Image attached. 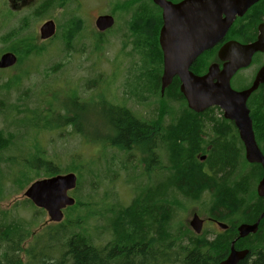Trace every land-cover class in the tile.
<instances>
[{"label": "rangeland", "instance_id": "1", "mask_svg": "<svg viewBox=\"0 0 264 264\" xmlns=\"http://www.w3.org/2000/svg\"><path fill=\"white\" fill-rule=\"evenodd\" d=\"M130 1L76 0V3L72 4L64 0H29L24 1L22 9L13 12L11 7L13 5L5 0V8L9 11L5 18L8 19L9 24L0 30V35H4L0 37V56L11 52L17 54L19 58L17 68L15 65L12 68L0 70V130L4 133H14L16 137L13 146L0 153V212H7L4 216L0 215V223L10 216V220L15 219L24 222L25 225H30L31 233L35 232V235L43 228L64 225L65 229L68 227L74 234H84L86 241H89V246L103 249L105 252L114 250L116 256H113L114 260H111V264H117L118 260L126 264H131L136 260L133 264L139 262V259L128 255L130 245L126 246L127 244L122 240L116 243L117 231L116 229L113 231L111 222L115 219L119 220L118 218L127 211L126 205L129 206L133 198L138 196L140 201L144 198L151 201V199L164 195L163 192H167L163 185L166 172L162 170V166L165 165V170H167L169 164L164 158L161 165L149 167L148 171V166L141 161L146 157L139 151L131 150L129 153H124L112 148L110 140L114 137L100 119L103 120L105 117L106 122L109 123L114 116L105 114L103 117L99 104L106 101L112 106L125 105L127 109L130 108L131 112L135 113L138 119H146L145 122L152 126L153 124L154 126L164 125L167 122L165 115L163 119L160 118L163 110L172 116L180 110V105L165 100L164 96L161 98L159 93H156L154 98H137L135 93L131 92V76L140 73L141 54L143 60L146 61V52L151 57L153 49L157 51L156 47L159 48L161 13L152 4L151 6L156 10L154 9V12L143 10L141 16L144 17L141 19V24L137 26L134 24L137 22H130L132 13L127 10ZM45 4H54V9L52 8L53 10L48 15L36 20L34 26L35 41L45 51L34 58L23 56V48L17 44L15 38L7 34L18 27L20 22L33 10ZM102 13L111 14L115 20L112 29L105 33H99L94 26L96 18ZM3 14L4 11L0 9V22ZM48 20H53L55 23L56 33L51 38L52 41H40L39 28ZM143 22L148 28L146 31L149 35L143 39L137 37L139 42L137 46L135 35L137 30L144 28ZM250 23L252 22L246 20L236 25L229 31L226 40L240 41L236 37H245L247 26ZM256 26L257 23H254L253 27L256 28ZM152 32L154 33L153 42ZM248 35L251 38L255 33L250 32ZM55 37L56 40L53 41ZM258 61L262 65L264 55L260 56L255 64L236 73L234 79L231 80L234 89L243 90L250 85L260 66L257 64ZM148 63L150 64L149 69L152 70L153 61L150 59ZM205 64L207 67L209 62ZM202 66L203 64L200 63V68ZM25 68L32 72L29 74ZM193 71L199 73L195 69ZM20 75L24 78L22 81H20ZM67 101L76 102L74 111L71 113L69 108H65ZM246 105L248 106V100ZM2 106H6L7 109L17 107V111L12 110L14 118L11 114L3 112ZM56 113L59 116H69L73 119V124L70 125L65 120L57 119L56 123L60 124V129H49L53 122H46L48 118L44 116L55 119L58 117ZM15 117L23 120L26 118L27 124L24 122L25 126L12 125ZM214 117L220 118L218 113ZM27 118L30 119L27 120ZM202 137L203 133L200 134V138ZM106 139L107 143H104L101 148V140ZM35 142L37 146L38 144L42 146L39 149L41 152L42 148L45 149L46 153L42 152V154L53 162L59 174L74 173L77 177L76 188L70 191L69 195L80 206L71 214L68 208L64 209V217L60 223L48 222L45 211H42V214L34 212V209L38 208L29 200L26 201L22 195L27 187L23 191L11 194L18 190L14 182L21 168L19 165L14 166L12 159L28 154V147L32 154L36 153ZM170 144L174 145L178 142L171 141ZM132 149L137 150L135 147ZM204 160L198 155L194 158L203 174H211ZM42 177L43 175L37 179H42ZM246 191L247 194H240V197L244 210L249 213L253 211L250 205L253 206L255 200L251 190L246 189ZM172 192L178 196L176 189H172ZM201 193H193V198H190L189 202L182 199L181 195L177 197L176 205L179 210L176 214L174 212L169 223L171 227L169 230L172 233L162 234L160 239L166 241L173 238L179 233H175L179 225L190 230L188 223L192 219V214L197 213L201 217H207V214L211 216L212 212L217 211L215 207L220 208L221 205L231 209L227 212L233 215H225L219 219L228 229H222L208 222L204 224L200 235L197 234V236L210 242L217 237V234L224 235L232 226L237 229L242 224V221L239 222L236 216L234 217L236 214L233 211L235 210L230 208L224 199L218 200L212 192L210 194H205V192L204 195ZM83 204L85 206L79 209ZM168 204L171 203L168 202ZM165 206L161 207L162 210L166 209L172 213L170 205ZM126 230L128 229L122 230L123 235H126ZM254 235H248L243 239ZM34 239L30 237L22 245L23 249L20 253L22 264H27L28 251L33 245H37ZM158 241L159 238L155 237L151 231L149 239L146 238L144 244V247L151 251L150 257L156 255L159 258L160 255L152 254L156 253L154 250L157 248ZM59 242L61 246L65 244L64 239ZM164 257L167 260L169 256Z\"/></svg>", "mask_w": 264, "mask_h": 264}, {"label": "trees", "instance_id": "2", "mask_svg": "<svg viewBox=\"0 0 264 264\" xmlns=\"http://www.w3.org/2000/svg\"><path fill=\"white\" fill-rule=\"evenodd\" d=\"M4 1L0 0V9L4 11L2 21L0 22V30H3L9 24L8 19L5 18V15L9 11L5 8ZM130 2L127 5V10H130L132 13L130 22H137H133L137 26L141 24V19L144 17L141 16L143 10L149 12L156 10L147 0H131ZM53 7L54 4H45L38 9L36 8L20 22L18 27L7 34L15 38L17 44L23 48V56H33L32 58H34L45 51L35 41L34 26L35 21L48 15L54 9ZM255 10L259 13L264 10V0L256 6H253L244 18H238L229 31L236 25L238 26L244 22L249 14ZM253 24L252 22L247 26L245 37L241 35H239L241 37H236L240 42L250 40L248 34L253 32ZM143 25L144 28L139 31L136 29L135 41L137 46L139 45L137 37L143 39V37L149 35L146 31L148 28L145 27V22H143ZM70 29L72 30V28ZM3 36V34L0 35V37ZM153 36L154 33L152 32V42ZM54 40H56V37ZM48 41H52V39ZM150 49L152 50V47ZM156 49L157 51L153 49L151 57L146 52V61L143 60L141 54L140 73L139 75L133 74L131 76V92L133 91L137 98H154L156 93L160 94L162 60L161 51L159 50L160 47H156ZM142 51L145 52V50ZM207 54L199 60L203 64L199 68V74L205 71V63L209 62ZM150 59L153 61L151 65L154 68L152 70L149 69L150 64L148 62ZM18 64L19 62H17L15 68L18 67ZM25 70L29 74L32 72L28 68H25ZM23 79L20 75V81ZM179 85V80L174 78L171 85L164 91L165 100H170L176 103V105H180V110L175 116L170 115L165 110L161 112L160 118L163 119V115H165V119L167 120L164 125L159 124L154 126L153 124L152 126V124L145 122L146 119H138L135 113H132L131 109H127L125 105L112 106L106 101L99 104L103 117L105 114L114 116L109 123L106 122L105 117L103 120L100 119L102 124L107 126V129L110 130L114 137V139L110 140L112 148H116L124 153H129L131 150L139 151L146 157V159L141 161L148 166L149 171V159L153 154L152 150L155 148L153 146L155 144L158 149L157 165H161L162 163L161 159L163 157L161 155L168 160L167 163L169 164L166 168L167 170H165V165L164 167L162 166V170L166 172L163 185L167 189V192H163L164 195L159 196L157 199H151V201L145 198L140 201L137 196L127 206V211L118 218L119 220L115 219L111 222L113 224V231L115 229L117 231V236L115 235L116 243L122 240V242L127 244L126 246L131 245L128 255H131L132 258L139 259L140 264H153L150 260V249L144 247L145 240L146 238L149 239L150 232L152 231L159 238L157 248L154 250L156 253H152L160 255L159 258L161 257V260L157 264H218L227 256L230 243L235 241L236 249L248 250L249 252L246 258L238 264H264V219L260 221L257 233L246 239L237 240L236 228L232 226L224 235L219 233L216 238L208 242L204 238L196 237L185 227H180V225L177 226L178 229L175 232L179 233L175 234L173 238L166 240L173 244L168 243L163 245L166 241L160 239L162 234L172 233L170 232L171 227L169 223L174 212L176 214L179 210L177 209L176 200L180 195L182 199L189 202L190 198H193V193L200 194L202 192L201 195H204L205 192V194L212 192L218 197V200L224 199L226 204L228 203L229 207L235 210L233 211L236 214L234 217L236 216L238 221H242V223H254L263 211L262 200L257 198L255 194V186L261 179L262 168L258 164H249L245 161L244 147L233 123L224 119L221 111L216 107L209 108L200 114H195L190 111L179 92ZM75 105L76 102L72 103L67 101L65 108H69V112L71 113L74 111ZM2 107L3 112L11 114L14 118L12 110L17 111V107H10L12 109H7L6 106ZM247 107L252 119L255 141L261 153L264 155V86L250 95ZM156 112H160V110H156ZM217 113L220 118L214 117L217 116ZM57 115L58 117L55 119L44 116L48 118L46 122H53L49 129H60V124L56 123L57 119L59 121L65 120L70 125L73 124V119L69 116ZM37 116H40V114H37ZM29 119L27 118V120ZM24 122H26V118L23 120L15 117L12 125L22 124L25 126ZM99 123L101 122L99 121ZM201 133H203L202 138H200ZM15 141L16 137L14 133H4L0 130V153L13 146ZM107 141V139L101 140V148ZM171 141L178 142V144L172 145L170 144ZM36 146L37 142L34 144V147ZM40 147L42 146L38 144L36 153L34 154H32V151L28 147V154L25 151V156L20 155L19 157L21 158L14 157L12 159V164L14 166L19 165L21 168L14 182L18 190L11 194L23 191L30 183L42 175V178H47L59 174V170L56 166L54 167L53 162L49 161L42 154V152L46 153L45 149L42 148L41 152L39 150ZM132 147H135L137 150L132 149ZM175 147L178 148L176 149ZM196 155L200 156V158L204 157V162L207 168L211 170V174H203L199 165L194 161ZM7 161L9 162V159ZM172 189L178 191V196L174 195ZM246 189L251 190L255 200V204L253 206L250 205L253 211L249 213L244 210V204H242L243 201L240 197V194H247ZM168 202L171 204H168ZM166 204L170 205L172 213L166 209L162 210L161 207H166ZM78 206L80 205L75 201L73 206L66 209L71 214ZM84 206L83 204L79 209ZM215 208H217L216 213L212 212L211 215L217 220L222 219V216L225 217V215L233 216L228 214L227 210L229 208L224 205H221L220 208ZM34 212L37 214L40 212L42 214V211L39 209H34ZM6 214V211L0 212L2 216ZM66 216L69 215L66 214ZM125 229L128 230H126L127 233L125 232L126 235H123L122 230ZM31 231L30 225H25L24 222L15 219L10 220V216L0 223V264H22L20 257L23 249L22 245L30 237L35 238L34 242L37 245H33L31 250L28 251L27 264H111V260H114L113 256H116L114 250L105 252L103 249L89 246V241H86L84 234H74L68 227L65 229L64 225L43 228L36 235L34 234L35 232L31 233ZM129 233H131L130 236H128ZM63 239L65 240V244L61 246L59 241ZM134 242H140V245H132ZM164 256L172 257L173 260H165ZM136 261L131 262V264ZM117 264L126 263L118 260Z\"/></svg>", "mask_w": 264, "mask_h": 264}, {"label": "water", "instance_id": "3", "mask_svg": "<svg viewBox=\"0 0 264 264\" xmlns=\"http://www.w3.org/2000/svg\"><path fill=\"white\" fill-rule=\"evenodd\" d=\"M258 1L184 0L172 4L168 0H153L162 10L158 39L163 59L160 95H164L173 78L177 77L187 108L196 114L211 107L219 108L224 119L233 122L238 132L245 161L262 168V178L256 185V192L262 199L263 211L254 223H242L237 227V239L256 234L260 220L264 218V156L255 141L252 119L246 105L249 96L264 83V65L258 69L252 84L246 89L234 90L230 81L239 70L251 64L256 52L264 53V24L258 26L254 42L241 44L228 41L222 44L217 52L218 59L223 62L222 69L217 64H211L207 72L199 76L189 68L199 55L220 43L236 18L242 17ZM113 25L114 18L110 15L98 16L94 22L100 33ZM55 33V23L48 20L39 28V40L46 41ZM16 62V55L6 52L0 56V70L11 68ZM76 184L77 177L72 173L55 175L33 181L22 195L36 208L46 212L48 222L60 223L63 210L75 204L69 192L76 188ZM189 223L195 234L201 233L202 220L194 215ZM217 225L226 228L222 223ZM248 253V250L236 249L235 241H232L227 256L218 264H238Z\"/></svg>", "mask_w": 264, "mask_h": 264}, {"label": "flooded vegetation", "instance_id": "4", "mask_svg": "<svg viewBox=\"0 0 264 264\" xmlns=\"http://www.w3.org/2000/svg\"><path fill=\"white\" fill-rule=\"evenodd\" d=\"M24 1H29V0H7V2H8V4H10V5H13V6H11L12 7V9H13V12H15V10H20V9H22L23 7H24V4H25V2ZM65 2H71L72 4H75L76 3V0H64ZM150 4H153V6L154 7H156V9H158L159 11H160V13H161V25H162V10L156 5V4H154V2H153V0H147ZM182 1H184V0H168V2H170V3H172V4H178V3H180V2H182ZM262 0H260V1H258L257 3H255L253 6H256L258 3H260ZM253 6H251L247 11H246V13L242 16V17H238V18H244L245 16H246V14H247V12L253 7ZM74 11H76V9L74 10ZM130 11V10H129ZM101 15H110V16H112L111 14H104V13H102ZM113 17V16H112ZM114 18V17H113ZM238 18H236V20L238 19ZM235 20V21H236ZM246 20H249L250 22H253V23H257V26H256V28L255 27H253V32L255 33V35L253 36V37H251V38H249L250 40H248V41H245V42H240V41H237V40H226V37H227V35H226V37H224V39L220 42V43H218L216 46H214L213 48H211V49H209V50H207V51H205V52H203L201 55H199L197 58H196V60L191 64V66H190V68H189V70L191 71V72H193L192 70L193 69H195V70H197V72L199 71V68H200V58L202 57V56H204L206 53H208L207 54V56H208V59H209V64L207 65V67H206V69H205V71L203 72V73H201V74H199V73H194L195 75H199V76H201V75H204L206 72H207V70H208V67L211 65V64H217L218 65V67H219V69H222V66H223V62L222 61H220L219 59H218V57H217V52H218V50H219V48L222 46V44H224L225 42H228V41H236V42H239V43H241V44H247V43H251V42H254L255 40H256V38H257V35H258V26L260 25V24H264V10H262L260 13L259 12H257V10H255L254 12H252L251 13V15H249L244 21H246ZM114 24H115V20H114ZM114 26V25H113ZM112 26V27H113ZM112 27L110 28V29H108V30H106L105 32H107V31H110L111 29H112ZM105 32H102V33H105ZM215 49V51H213ZM264 55V53H260V52H256L253 56H252V60H251V62H252V64L254 63H256V61H257V59L260 57V56H263ZM251 64V65H252ZM258 65H260V66H258V68H257V70H256V73H257V71H258V69L260 68V67H262L263 65H264V63L261 65V63H259V61H258V63H257ZM240 71V70H239ZM256 73H255V75H256ZM236 75V74H235ZM255 75H254V78H255ZM175 78H177V77H175ZM254 78H253V80H254ZM174 79V78H173ZM178 79V78H177ZM253 80H252V82H253ZM252 82L250 83V85L252 84ZM180 84V83H179ZM249 85V86H250ZM262 86H264V84H261L257 89H259V88H261ZM154 132H155V130H153ZM154 132H153V135H154ZM155 146V145H154ZM155 151H156V146H155V149L153 150V154L151 155V159H150V167L152 168V167H154V166H157V164H158V161H157V159H156V155H155ZM202 158H204V157H202ZM203 160V159H202ZM156 168V167H155ZM133 200H134V198H133ZM132 200V201H133ZM132 201H131V203H132ZM130 203V204H131ZM126 206H128V205H126ZM194 215H196L200 220H202V227L204 226V224L205 223H211L212 225H215V226H217V227H219L218 225H217V223H221L220 221H218L215 217H213L212 215L211 216H209L208 214H207V217H201V216H198L197 215V213H194V214H192V217L194 216ZM191 220V219H190ZM190 220H189V222H190ZM188 225H189V228H190V233H192L193 235H195L196 237H199V236H197V234H195L194 233V231H193V229L190 227V223H188ZM222 229H228V227L226 226V228H222ZM201 230H202V228H201ZM198 235H200V234H198ZM156 237V236H155ZM173 244L172 242H167V243H165V244ZM165 244H163V245H165ZM132 245H134V246H138V245H140V242H134V243H132ZM131 246V245H130ZM158 256H156V255H153V256H151L150 257V260L153 262V264H157V261H158ZM167 260L169 261H171V260H173L172 259V257H167ZM137 264H140V261L137 263Z\"/></svg>", "mask_w": 264, "mask_h": 264}, {"label": "bare ground", "instance_id": "5", "mask_svg": "<svg viewBox=\"0 0 264 264\" xmlns=\"http://www.w3.org/2000/svg\"><path fill=\"white\" fill-rule=\"evenodd\" d=\"M99 16H101V15H99ZM16 55V54H15ZM16 57H17V62H18V56L16 55ZM17 62H16V64H17ZM235 75H233V77H234ZM232 77V78H233ZM232 78H231V80H232ZM234 79V78H233ZM264 84V83H263ZM179 92H180V85H179ZM180 94L182 95V93L180 92ZM182 97H183V99H184V101H185V98H184V96L182 95ZM185 103H186V101H185ZM191 111V110H190ZM193 112V111H192ZM194 113V112H193ZM196 114V113H195ZM110 131V130H109ZM157 148V147H156ZM155 149V148H154ZM153 151V150H152ZM158 149L155 151V155H156V159H157V161H158ZM154 153V152H153ZM163 158L161 159V161H163L164 160V156L163 155H161ZM264 156V155H263ZM150 159H151V156H150ZM150 159H149V161H150ZM254 164H256V163H254ZM72 174H74V173H72ZM75 175V174H74ZM76 176V175H75ZM261 178H262V175H261ZM255 194H256V197L257 198H259V199H261L260 197H258V195H257V192H256V190H255ZM180 195V194H179ZM262 200V199H261ZM40 211H44V210H42V209H40ZM262 219H264V218H262ZM261 219V220H262ZM260 220V221H261ZM218 221H219V219H218ZM243 239V238H242ZM237 240H240V239H237Z\"/></svg>", "mask_w": 264, "mask_h": 264}]
</instances>
